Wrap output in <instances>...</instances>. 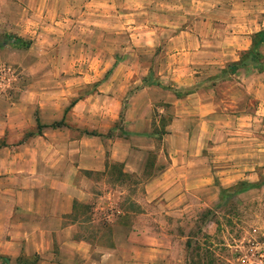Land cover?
<instances>
[{
    "label": "crops",
    "instance_id": "0c3cea01",
    "mask_svg": "<svg viewBox=\"0 0 264 264\" xmlns=\"http://www.w3.org/2000/svg\"><path fill=\"white\" fill-rule=\"evenodd\" d=\"M117 1L0 0V34L11 35L26 44V47L11 42L0 44V72L6 63L21 65L29 59L34 67L40 60L49 63L53 50L66 52L67 42L63 39L66 36L64 28L68 26L77 28L84 42L87 34L97 33L101 41V36L108 37L105 28L130 25L131 21L117 14L122 8L131 9L134 1L125 0L123 4ZM137 1L140 8L148 3V0ZM132 37L135 38L133 46L146 43L147 47L129 46L130 58L151 59L158 51V57L176 59L177 66H167L166 72L165 63L150 65L148 61L144 74L155 72V83L142 84L145 75L138 81L139 86L136 82H127V89L137 90L129 98L126 124L118 130L116 138L79 134L85 126L93 127L87 123L71 137L64 125L69 123L68 118L63 119L60 109L65 97L57 93L54 85L35 95L33 88L25 90L32 97L27 95L18 104H34L40 110L35 119L20 113L0 114V140L3 142L0 145V264H152L157 263L158 257L170 258L172 245H162L160 232L156 230L130 224L112 225V246H92L77 235L83 231L85 223L81 217L74 219L72 216L74 203L92 204V194L88 190L94 180L86 176V172L101 175L108 160L118 163L123 173L140 177L149 166L157 138L168 143L164 151L160 149L167 156V162L155 176L143 182L140 208L163 204L168 209H181L187 194L196 195L203 186L210 185L216 187L218 195L227 186L229 167L233 166L226 162L234 158V154L225 149L226 136L216 143L219 137L217 132L212 134L215 132L212 123L244 122L264 113V70L258 72L251 66H241L233 74L220 77L222 71L237 62L240 54L247 50L250 37L247 46L229 43L223 51L204 48L203 43L214 40L209 35L177 33L167 39ZM82 47L89 51L84 44ZM198 57L220 60L198 61ZM116 64L114 61L111 68ZM197 73L216 80L193 87L198 83L192 82L190 76ZM229 76L238 81L227 79ZM162 79L173 82L177 89L191 88L190 92L177 96L173 91L176 88L162 87ZM33 81H37L36 75ZM104 82L94 83L92 100L105 98L100 94L101 88L108 83ZM149 91L156 93L150 95ZM85 100L77 98L73 105L78 107ZM158 101L170 108L164 132L155 129L151 122L152 102ZM0 102L4 103V99L0 98ZM248 103L252 110L246 108ZM81 119L82 116L72 120L79 122ZM59 121L62 125L57 128L37 130V123L43 126ZM195 122L198 123L193 126ZM195 138L200 147L197 144L196 148L188 147ZM201 142H208L209 147L204 149ZM234 163L236 171L243 170L238 168L239 161ZM100 209L96 206L90 210L87 223L100 217ZM110 217L116 215L107 214L105 218Z\"/></svg>",
    "mask_w": 264,
    "mask_h": 264
},
{
    "label": "rangeland",
    "instance_id": "374dc122",
    "mask_svg": "<svg viewBox=\"0 0 264 264\" xmlns=\"http://www.w3.org/2000/svg\"><path fill=\"white\" fill-rule=\"evenodd\" d=\"M124 1L117 2L123 4ZM133 1L131 9L122 8L117 14L121 19L131 21L130 25L105 28L108 37L101 36V41H98L97 33L87 34L85 41H81L80 31L72 25L64 28L66 36L63 40L67 42L68 50H53L49 63L40 60L34 67H31L29 59L21 65L6 63L0 72V98L4 99V103L0 102V114L20 113L35 119L40 110L34 104H18L25 96L32 97L25 90L31 87L35 95L54 85L57 93L65 97V104L59 108L64 114L63 119L68 118L69 123L64 125L71 137H75L81 125L87 123L93 127L85 126L79 134L84 132L116 138L119 136L118 130H122L126 124L129 98L137 90L127 89V82H136L135 85L139 86L138 81L145 75L148 61L150 65L165 63L166 72L167 66H177L176 59L158 57V51L151 59L130 58L129 46L147 47L144 45L146 43L133 46L135 38L132 36L136 39L152 36L167 39L177 33L200 37L209 35L213 36V42H205L203 46L215 51H223L229 43L247 46L250 37V45L243 53L251 51L264 57V45L261 46L264 41H256L252 45L253 35L264 33V0H148L142 8L138 7L140 3L137 0ZM219 5L222 8H216ZM73 13L76 16V12ZM4 42V36L0 34V44ZM82 44L89 51H84ZM197 60L220 59L198 57ZM114 61L117 66L111 68ZM132 65L135 67L132 68ZM34 75L36 82L33 81ZM180 76L186 78L184 74ZM190 78L192 82L198 83L193 86L197 88L216 80L200 73L192 74ZM231 78L229 76L227 79ZM155 80L156 74L152 71L145 75L142 84H154ZM232 80L238 81L235 77ZM97 81H106L111 85L107 83L101 88L100 94L102 97L105 95V98L92 100L90 97ZM162 81V87L176 88L173 82L166 79ZM179 90L183 92L184 89ZM112 93H115L114 97ZM147 93L153 95L156 92ZM77 98L86 99L85 103L75 107L73 104ZM164 105L159 101L152 102L150 111L153 127L161 132H164L170 117V108ZM247 105L246 108L252 110L253 107L249 103ZM135 107L142 109L140 106ZM158 115L163 116L159 119ZM81 116L79 122L72 120ZM212 126L215 129L212 134L217 132L219 137L216 143L226 136L225 149L234 154V158L226 162L233 167H229L227 186L220 194L217 195L216 187L206 185L196 195L193 192L187 194L184 208L168 209L163 204L140 208L143 182L155 176L167 162V156L162 151L168 143L160 142L157 138L153 155L148 161L149 166L140 177L130 175L114 180L113 176L108 177L107 174L85 173L94 181L88 190L92 194V204H87L89 209L83 212L86 214L99 206L100 217L91 223L84 222L83 231L77 235L88 240L92 246L107 247L112 244V225L143 226L160 232L158 236L162 245H172L170 258L158 257L157 263L152 261V264H264V113L244 122H216ZM37 130L39 132L41 127ZM208 142H201L204 149L209 147ZM2 143L0 140V145ZM196 144L200 147L198 138L192 139L188 147L194 148ZM234 161H239L238 168L243 170L236 171ZM112 164L111 161H105L107 167ZM113 170H118V167L113 166ZM110 211L116 217L106 219ZM116 211L124 214H117Z\"/></svg>",
    "mask_w": 264,
    "mask_h": 264
},
{
    "label": "trees",
    "instance_id": "16d2710c",
    "mask_svg": "<svg viewBox=\"0 0 264 264\" xmlns=\"http://www.w3.org/2000/svg\"><path fill=\"white\" fill-rule=\"evenodd\" d=\"M4 36V39L7 43H13L15 45H20L22 47H26V44L25 43H21V41L11 35H3ZM258 39V40H257ZM256 41H264V33H257V34H254L253 35V38H252V45L256 43ZM253 45V46H254ZM252 46V47H253ZM241 66H251L253 67L254 69H256L258 72H261L264 70V57L260 56L258 53L254 52L252 53L251 51H248L246 53H241L240 54V57L238 59L237 62H234V63H231L229 64L226 69H224L222 71V75L220 77H224L225 75H230V74H233L235 72V70L238 68V67H241ZM177 96H183L185 94H187L188 92H190V90L188 89H184L183 92H181V90H173ZM180 92V93H179ZM62 125V121H59L58 123L57 122H53L49 125H39L37 123V128L38 127H49L51 129H54V128H57L59 126ZM94 135H97V136H100L98 134H94ZM113 166H116L118 167V170H113ZM110 170V171H109ZM105 175L107 174V176L109 177H114L113 179L114 180H117V179H123V176L127 177V176H130L128 174H125L122 172L121 170V166L118 164V163H113L112 165H110L109 167H107V165L105 166L104 168V171L102 172L101 175ZM222 191V190H221ZM87 209H89L88 205H82V204H78V203H74L73 205V208H72V216L74 219H77V218H80L83 222H90V216H89V212H87L86 214L83 212L86 211ZM85 239V238H83ZM86 240V239H85ZM88 241V240H87ZM89 242V241H88ZM112 246V244H110L109 246L107 247H110ZM25 264H33V262H25Z\"/></svg>",
    "mask_w": 264,
    "mask_h": 264
}]
</instances>
